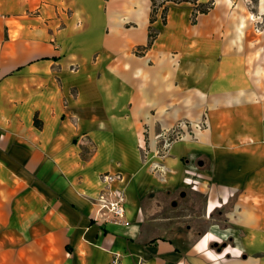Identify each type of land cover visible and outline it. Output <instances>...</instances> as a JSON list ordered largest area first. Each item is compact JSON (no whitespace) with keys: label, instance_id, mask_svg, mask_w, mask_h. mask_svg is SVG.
<instances>
[{"label":"crops","instance_id":"1","mask_svg":"<svg viewBox=\"0 0 264 264\" xmlns=\"http://www.w3.org/2000/svg\"><path fill=\"white\" fill-rule=\"evenodd\" d=\"M211 2L193 23L191 3L152 22V0H0V264H264V96ZM174 126L198 129L143 155ZM190 195L205 227L183 238Z\"/></svg>","mask_w":264,"mask_h":264},{"label":"rangeland","instance_id":"2","mask_svg":"<svg viewBox=\"0 0 264 264\" xmlns=\"http://www.w3.org/2000/svg\"><path fill=\"white\" fill-rule=\"evenodd\" d=\"M160 2L161 0H157V4ZM218 4L220 6L233 7V10H230L234 16L232 24L239 23L241 37L246 38L244 44L240 47L241 53L249 57L250 70L257 79L259 91L264 96V0H218L216 5L219 6ZM213 8L215 7L211 9ZM152 113L153 115L156 114L155 111ZM203 126L206 127V123H204L202 127ZM148 129L147 127L144 128L146 144L142 150L143 155L146 156L150 151L156 150L159 156H165L173 141L182 139L187 135H193L194 133L192 131L198 128H186L184 126L180 128L174 126L169 130H165L157 127L154 136L148 134V131L150 132V129ZM150 134L153 135L151 132ZM183 192L185 193V191ZM189 199L194 200L191 208L193 216H184L183 212L180 211L182 218L179 221V224H181V230L179 231L183 238L186 237L187 232L191 231V229H194V235L198 237L199 233H201L205 227V223L198 221L201 215H203L201 205L205 203V197L203 195H190ZM178 200L184 205V198L180 195ZM171 210L172 212H176L179 209L174 210L172 208Z\"/></svg>","mask_w":264,"mask_h":264},{"label":"built area","instance_id":"3","mask_svg":"<svg viewBox=\"0 0 264 264\" xmlns=\"http://www.w3.org/2000/svg\"><path fill=\"white\" fill-rule=\"evenodd\" d=\"M120 176H118L119 178ZM100 213L105 220L121 221L125 218V194L123 189L115 188L111 192L103 191L98 198ZM110 264H121L120 258L116 256Z\"/></svg>","mask_w":264,"mask_h":264},{"label":"trees","instance_id":"4","mask_svg":"<svg viewBox=\"0 0 264 264\" xmlns=\"http://www.w3.org/2000/svg\"><path fill=\"white\" fill-rule=\"evenodd\" d=\"M167 3H172V4L191 3L193 4L194 5L193 23L196 22L195 18L197 17L198 14H206L213 7V2L207 5H202V4H198V0H161L159 4H157V0H152V6H153V12L151 15L152 22L154 21V18L160 8H163L162 17L164 21L166 20V13L168 11V6H166ZM150 37H151V41H153L155 38V35L151 33Z\"/></svg>","mask_w":264,"mask_h":264},{"label":"water","instance_id":"5","mask_svg":"<svg viewBox=\"0 0 264 264\" xmlns=\"http://www.w3.org/2000/svg\"><path fill=\"white\" fill-rule=\"evenodd\" d=\"M182 196L185 197V193H182ZM174 205H176V203Z\"/></svg>","mask_w":264,"mask_h":264}]
</instances>
